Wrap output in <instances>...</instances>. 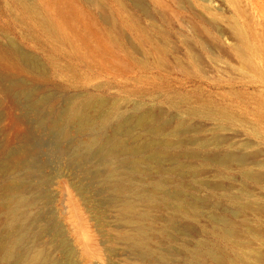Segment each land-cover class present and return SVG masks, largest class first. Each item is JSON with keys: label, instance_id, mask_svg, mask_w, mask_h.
Segmentation results:
<instances>
[{"label": "rangeland", "instance_id": "obj_1", "mask_svg": "<svg viewBox=\"0 0 264 264\" xmlns=\"http://www.w3.org/2000/svg\"><path fill=\"white\" fill-rule=\"evenodd\" d=\"M219 263L264 264V0H0V264Z\"/></svg>", "mask_w": 264, "mask_h": 264}, {"label": "bare ground", "instance_id": "obj_2", "mask_svg": "<svg viewBox=\"0 0 264 264\" xmlns=\"http://www.w3.org/2000/svg\"><path fill=\"white\" fill-rule=\"evenodd\" d=\"M90 105L91 104L89 102L84 101V100H81L79 102H75V104L69 103V106L65 110L67 123L69 125H74V126L76 125L78 131H80V132L90 129L92 120L88 117V114H87V109L90 107ZM142 117H140V118H142ZM143 119H145V118H143ZM141 121H143V120H141ZM138 123L142 124V122H138ZM107 128H108V122L107 121H101V124L98 125V132H97L96 139H91L88 142V144H85V146H83V148H82V152L79 155L80 158L82 159V161H85L86 159H89L90 157L97 156L98 159H100V161H104V163H108L112 157H118L120 165L121 166L124 165L128 168H131L133 173H137V170L141 165H144V164L157 165L160 162V159H161V153L160 152H156V153L152 152V153L148 154L146 157H144V153H143L142 148L129 149L125 146V144L123 142H121L119 140L120 135L125 131V127L123 124H118L116 126V129H115L116 131L109 137L105 134V131L107 130ZM94 151H96V152L93 153ZM23 155H19V157H22ZM20 159L23 160V158H20ZM112 177H114V176H112ZM12 189L13 188H9V191H12ZM17 190H18V188H17ZM125 191H127V188L122 187L119 189L118 192L124 193ZM151 192L152 193H151L150 198L152 201L156 202L158 205L160 203L163 206V208L168 209L170 207L169 201L173 198L170 197L169 194L167 196L164 193H162L158 186ZM179 207L180 206H178V205H176V206L174 205L173 211L177 212ZM125 208L128 210L131 209L129 206H125ZM159 208H160V206H159ZM9 214L11 216L10 224L13 227V229L15 231L20 230L21 225L19 222L22 219L21 212H19L18 208L15 207L11 210V213L9 210ZM145 218H146V215H143V219H145ZM171 220H172V218H171ZM149 236L150 235H148V234H142V236H138V237L133 239V244L135 246L139 247L140 249L146 248V246H148V244L150 243V237ZM230 236H231V233L229 231H227V230L223 231V233H222L223 238H228ZM208 255H209V257L215 258L216 261L218 260L217 257L214 255V253L208 252ZM218 262H220V261L218 260L217 263Z\"/></svg>", "mask_w": 264, "mask_h": 264}]
</instances>
